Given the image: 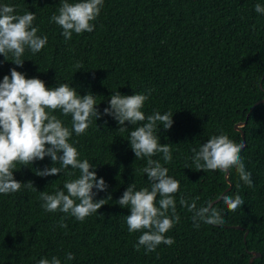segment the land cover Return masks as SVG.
Wrapping results in <instances>:
<instances>
[{
    "label": "trees",
    "instance_id": "16d2710c",
    "mask_svg": "<svg viewBox=\"0 0 264 264\" xmlns=\"http://www.w3.org/2000/svg\"><path fill=\"white\" fill-rule=\"evenodd\" d=\"M257 3L264 5V0H105L95 31L73 34L66 41L62 29L49 23L59 0H0L14 6L16 14H36L38 35L48 36L40 53H25L24 66L17 71L48 87L68 83L81 96H97L102 115L98 127L94 122L73 140L81 158L95 164L97 179L108 185L96 199L112 196L84 222L60 212L46 213L40 192L54 194L68 177L35 175V169L52 166L50 157L28 168L18 165L15 179L31 181L36 190L0 195V264H38L40 258L53 256L61 264H249L252 251L261 256L251 264H264V102L255 105L264 99V15L254 11ZM76 62L83 67L74 68ZM11 63V57L5 61L0 56V81L15 67ZM117 90L129 96L152 90L145 115L174 114L173 127L165 131L160 125L157 135L162 145H173V161L164 166L181 184L176 194L180 222L167 233L175 243L162 244L147 255L143 247L135 250L141 233L128 232L125 216L130 212L117 203L131 183L137 189L149 186L140 171L146 161L136 160L128 133L119 132L117 121L103 116ZM60 118L71 127L70 116ZM239 122H246L244 138L235 129ZM125 127L131 131L135 126ZM221 132L245 144L241 156L253 187L245 185L234 168L226 179V173L203 172L192 164V149L198 151ZM224 191L238 192L245 204L229 212L219 200L214 206L225 223L194 227L193 213L179 204L180 195L189 203L198 197L199 208ZM61 216L67 228L59 226ZM67 253L75 259L67 261Z\"/></svg>",
    "mask_w": 264,
    "mask_h": 264
},
{
    "label": "clouds",
    "instance_id": "9594fccd",
    "mask_svg": "<svg viewBox=\"0 0 264 264\" xmlns=\"http://www.w3.org/2000/svg\"><path fill=\"white\" fill-rule=\"evenodd\" d=\"M104 2L59 0L57 12L51 15L49 23L62 29L61 35L66 41H70L73 34L92 33ZM254 11L264 15V5L255 4ZM36 19V14L30 11L20 15L16 14L14 6L0 4V56L5 61L11 57V64L15 66L0 81V195L17 193L22 188L36 190L31 181H17L14 173L18 165L28 168L50 157L52 166H45L43 170L35 169V175L45 178L63 174L68 179H65L63 189H57L54 194L40 192L42 209L46 213L60 212L84 222L107 205L112 196L109 194L107 199H96L99 192H107L108 185L103 178L97 179L95 164L87 158H81L76 146L78 141L73 140V135H85L94 122L98 127L97 121L102 119V115L98 111L97 96L91 92L81 96L68 83L48 87L45 81L36 77L28 78L25 73L16 70L24 66L26 52L36 55L48 44L47 35H38L40 28L34 26ZM73 67L81 69L83 65L76 62ZM151 91L129 96L117 90L108 98L109 106L103 112V116L117 121L119 132L128 133L127 143L136 160L146 161L140 171L146 175L149 186L137 189L133 182L117 201L121 208L130 212V215L125 216L128 232L141 233L135 250L139 251L143 247L146 255L156 252L162 244L171 247L175 240L167 233L180 222L176 211V194L180 192L181 184L169 175V168L164 166L173 161V145H162L157 135L160 125L165 131L173 127L174 114L171 111L163 114L153 111L146 116L143 109ZM57 112L60 116L71 117V127L56 115ZM126 123L135 126L133 130L129 131L125 127ZM244 148L245 144L237 143L221 132L211 136L198 151L192 149V164L203 172L229 173L234 168L239 179L251 188L254 186L252 174L246 170L241 156ZM157 155H160V159L153 158ZM160 160H163V164ZM55 164L60 166H53ZM198 199L189 203L183 194L179 198V204L193 213L194 227L199 228L201 223L222 226L225 221L214 202L208 201L198 208ZM220 200L229 212H235L245 204L238 192L235 195L225 193ZM65 218L61 216V228L68 227L64 223ZM73 259L74 254H66L67 261ZM38 264H61V260L55 256L51 260L42 257Z\"/></svg>",
    "mask_w": 264,
    "mask_h": 264
},
{
    "label": "water",
    "instance_id": "95a60500",
    "mask_svg": "<svg viewBox=\"0 0 264 264\" xmlns=\"http://www.w3.org/2000/svg\"><path fill=\"white\" fill-rule=\"evenodd\" d=\"M261 102H264V99H262V100H260V101H258L255 105H257V104H259V103H261ZM255 105L252 107V109L255 107ZM251 109V110H252ZM246 125V122H239V123H237L236 125H235V129L236 130H239V131H241L242 132V127H244ZM242 135H243V138H244V133L242 132ZM225 177H226V179H228V177H229V173H226L225 174ZM230 188H228L226 191H228ZM226 191H224V193L226 192ZM224 193H222L217 199H215L213 202L214 203H216V202H218L219 200H220V197L224 194ZM235 228H239V229H243L241 226H235ZM248 234V231H246V234H245V238H246V235ZM252 253V257H251V259H250V262H249V264H251L252 262H253V260L256 258V257H259V256H261V254L259 253V252H256V251H252L251 252Z\"/></svg>",
    "mask_w": 264,
    "mask_h": 264
}]
</instances>
